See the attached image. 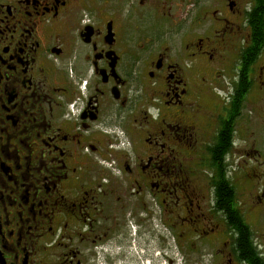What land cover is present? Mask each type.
I'll return each mask as SVG.
<instances>
[{
    "label": "flooded vegetation",
    "instance_id": "flooded-vegetation-1",
    "mask_svg": "<svg viewBox=\"0 0 264 264\" xmlns=\"http://www.w3.org/2000/svg\"><path fill=\"white\" fill-rule=\"evenodd\" d=\"M263 1L0 0V264H249Z\"/></svg>",
    "mask_w": 264,
    "mask_h": 264
},
{
    "label": "rangeland",
    "instance_id": "rangeland-1",
    "mask_svg": "<svg viewBox=\"0 0 264 264\" xmlns=\"http://www.w3.org/2000/svg\"><path fill=\"white\" fill-rule=\"evenodd\" d=\"M257 107H258L257 135L259 142L258 148L264 154V98L259 99ZM251 229L254 234L257 250L259 251L264 250V211L261 213V215H259L257 220L253 222V224L251 225ZM154 253L157 254L156 248L152 254ZM177 258L181 259L180 254H177Z\"/></svg>",
    "mask_w": 264,
    "mask_h": 264
},
{
    "label": "trees",
    "instance_id": "trees-1",
    "mask_svg": "<svg viewBox=\"0 0 264 264\" xmlns=\"http://www.w3.org/2000/svg\"><path fill=\"white\" fill-rule=\"evenodd\" d=\"M259 21L261 24L260 16L258 17V22ZM236 227L239 234L238 240L236 241V254L239 255L240 259L248 261L249 264H263L258 260L260 253L257 251L255 239L252 235L251 229L245 224Z\"/></svg>",
    "mask_w": 264,
    "mask_h": 264
}]
</instances>
